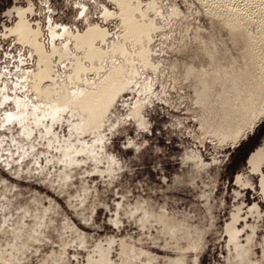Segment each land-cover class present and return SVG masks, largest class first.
I'll return each instance as SVG.
<instances>
[{
  "label": "rangeland",
  "instance_id": "obj_1",
  "mask_svg": "<svg viewBox=\"0 0 264 264\" xmlns=\"http://www.w3.org/2000/svg\"><path fill=\"white\" fill-rule=\"evenodd\" d=\"M139 1L136 21L152 27L134 43L112 0H0V264H264V200L244 166L264 144V117L231 146L264 113V72L252 67L247 24L231 28L207 9L211 1ZM226 2L261 26L264 2L216 5ZM14 7L27 10L51 55L38 89L33 75L43 67L10 32ZM93 27L106 37L95 43L106 53L96 63L75 43ZM77 62L85 70L74 78ZM216 66L246 102L236 125L220 81H207L199 101V78L187 76L208 80ZM114 84L103 110L81 108ZM64 98V109L49 110ZM205 127L213 140L202 137ZM237 175L248 185H236ZM254 204L259 213L250 214Z\"/></svg>",
  "mask_w": 264,
  "mask_h": 264
},
{
  "label": "bare ground",
  "instance_id": "obj_2",
  "mask_svg": "<svg viewBox=\"0 0 264 264\" xmlns=\"http://www.w3.org/2000/svg\"><path fill=\"white\" fill-rule=\"evenodd\" d=\"M115 2L117 3V6L120 7V10H121V14L119 18L122 19V22L125 26V34L123 36L124 40H130L134 43H139L141 42L144 38V37H147L148 38V34H149V31L151 29V25L149 26H144V25H141L140 24V21H136L135 17H134V14L138 11H140V3H137V5H133V0H112V2ZM137 1V0H136ZM205 1V0H204ZM208 2H210L211 4H209L210 6L207 8L209 9L211 12L215 11V13H220L221 15L224 16V20L230 25L231 28H240L242 25L244 24H247V27H248V33H247V39H248V53H249V56H250V60L252 62V67L254 69V71H263L264 72V35L262 34V31H264V16L262 18V22H261V26L258 27L256 25H253L255 24L254 20H251L250 18H246L244 17V12L243 10H241L239 7H237L236 5H233L230 3V4H227L226 2V6H223V7H220L218 4V2H220L221 0H206ZM217 1V2H216ZM223 1V0H222ZM236 1V0H235ZM250 1V0H249ZM251 1H254V2H257L259 4H263L264 0H251ZM206 2V3H208ZM225 2V1H224ZM216 3H218L216 5ZM237 3V2H236ZM251 3V2H250ZM253 3V2H252ZM224 4V3H223ZM255 4V3H254ZM222 5V4H221ZM238 5V4H237ZM142 6V5H141ZM205 6V5H204ZM149 9H153V6L151 7V5L148 7ZM30 10V9H29ZM28 10V11H29ZM32 10V9H31ZM209 10H207L209 12ZM14 11L18 17V22L16 23V25L10 29V32L15 34V36H17L19 38V41L22 43V44H26L28 45L31 50L37 55L38 57V60H39V63L40 65H42L43 68H41L37 74H34L33 75V87L35 89H38L39 86L43 83V81L48 77V69H47V65H46V62L50 59L51 55H48L46 54V49H44V47L39 43V36H40V29L39 30H34L33 27L29 24V22L27 21L25 15H26V11L27 10H23L21 8H16L14 7ZM106 10H104L105 12ZM145 12V11H144ZM117 13V12H116ZM106 14V13H105ZM108 14V13H107ZM115 14V12L113 13ZM146 14V13H145ZM31 15V14H30ZM118 15V13H117ZM141 15V14H140ZM139 15V16H140ZM103 16L105 17V15L103 14ZM142 16V15H141ZM143 17V16H142ZM145 17V16H144ZM109 18V17H108ZM118 18V19H119ZM113 19V17H112ZM140 19V18H139ZM107 20V18H106ZM138 20V19H137ZM121 21V20H120ZM143 21V20H142ZM146 21V20H145ZM148 21V20H147ZM121 23V22H120ZM144 24V23H143ZM146 24V23H145ZM35 27V26H34ZM56 27V26H55ZM54 27V28H55ZM99 27V26H98ZM53 28V27H52ZM102 29V28H100ZM99 28L97 27H93V28H90L88 29L84 34L82 35H79L77 37H75V43H76V47L78 49H82L84 50V59L89 61L90 63H93L95 61H100L102 59H104L103 57L106 55V53H104L103 51H101L100 48H96V41L97 40H101V41H104V37H105V33L103 31H101ZM254 29V30H253ZM107 30V29H106ZM67 31V30H66ZM56 32V31H55ZM54 32V33H55ZM69 32V31H68ZM123 32V31H122ZM152 32V30H151ZM81 33V32H80ZM70 34V33H68ZM63 35V34H62ZM74 35V34H73ZM107 35V34H106ZM55 36V34H54ZM54 36H52V38H54ZM64 36H67V33L66 35ZM63 36V37H64ZM72 36V34L70 35ZM109 36V35H108ZM106 38V37H105ZM150 39V38H149ZM54 41V40H53ZM56 41V40H55ZM146 42V40H145ZM74 43V42H73ZM105 43V42H104ZM125 44V43H124ZM143 44V43H142ZM131 45V44H130ZM134 45V44H132ZM131 45V46H132ZM100 46V45H99ZM113 46V45H112ZM115 46V45H114ZM126 46V45H124ZM143 46V45H142ZM56 47V46H55ZM116 47V46H115ZM137 47V46H136ZM145 47V46H144ZM126 48V47H125ZM133 48V47H132ZM138 48V47H137ZM135 49V48H134ZM145 49V48H144ZM68 50V49H66ZM76 50V49H75ZM105 50V49H104ZM107 50V49H106ZM116 51L118 50V52L120 51V53H123L124 54V47L121 46L119 48H116L115 49ZM148 50V48H147ZM146 50V52H147ZM31 51V52H32ZM59 51V50H57ZM65 51V50H64ZM81 51V50H80ZM79 51V52H80ZM127 51V50H126ZM78 52V51H77ZM134 52V50H133ZM138 52V51H136ZM144 52V50H143ZM110 53V52H109ZM108 53V54H109ZM54 54V53H53ZM107 54V55H108ZM119 54V53H117ZM144 54V53H143ZM116 55V54H115ZM114 55V56H115ZM130 55V54H129ZM208 55V54H207ZM148 56V55H147ZM80 57V56H79ZM106 57V56H105ZM109 57V55L107 56V58ZM118 57V56H117ZM125 57V56H124ZM123 57V58H124ZM73 58V57H72ZM77 58V57H76ZM114 58V57H113ZM120 58V57H119ZM132 58V57H131ZM210 60L212 63H214V61L212 60V56H209ZM69 59V58H68ZM111 59V58H109ZM116 59V58H114ZM125 59V58H124ZM123 59V60H124ZM143 59H144V56H143ZM146 60V59H144ZM73 61V60H72ZM85 61V62H87ZM112 61V60H111ZM115 61V60H114ZM118 61V60H117ZM130 61V60H128ZM149 61V60H148ZM82 62V61H81ZM84 62V63H85ZM104 62V61H103ZM139 62V61H137ZM143 62V61H142ZM83 63V64H84ZM96 63V62H95ZM105 63V62H104ZM111 63V62H110ZM126 63V62H125ZM133 63V62H132ZM147 63V62H146ZM149 63V62H148ZM83 64L80 63V62H77L75 64V70H74V73H75V77L79 76V74L85 70L84 67H83ZM89 64V63H88ZM103 64V63H102ZM106 64V63H105ZM152 64V63H151ZM93 65V64H92ZM99 65V64H98ZM126 65V64H125ZM89 66V65H88ZM94 66V65H93ZM104 66V65H103ZM124 66V64H123ZM130 65H128L129 67ZM141 66V65H140ZM153 66V65H151ZM52 67V66H51ZM101 67V66H100ZM125 67V66H124ZM127 67V69H128ZM72 68V67H71ZM86 68V66H85ZM92 68V67H91ZM90 68V69H91ZM96 68V67H95ZM94 68V69H95ZM107 68V67H106ZM141 68V67H140ZM149 69V68H148ZM92 70V69H91ZM107 70V69H106ZM134 70V69H133ZM120 71V70H119ZM118 71V72H119ZM132 71V69H131ZM215 71L217 74H214V75H211V78H209L207 80V75L206 74H197L195 71H190L191 73H189V71L187 73H189V75L187 76H197L199 78V85L201 86L200 88V91L197 93L198 95V99L199 101H203L204 99L202 98V95H206L209 90H210V83H207V81H211L213 78H215L216 80L220 81L221 83V88L222 90L224 91L225 94H223V100H225L226 102L229 101V105L227 106L226 110L228 111V116H229V120H234L233 123L236 125V123H240L242 121V117H241V111H240V107L239 106H244V104H246V102H244L242 99L238 98L237 97V94H236V90H235V86H234V83L232 82L231 78H232V75H230L227 71H225V69L223 68H220L218 66H216L215 68ZM102 72V71H101ZM108 72V71H107ZM123 72V71H122ZM121 72V73H122ZM73 73V72H72ZM85 73V72H84ZM116 73V69H115V72ZM205 73V72H204ZM82 74V73H81ZM87 73H85L86 75ZM92 74V73H91ZM108 74V73H107ZM106 74V75H107ZM110 74V73H109ZM127 74H130V73H127ZM97 75V74H96ZM116 75V74H115ZM51 76V75H50ZM131 76V75H130ZM72 77V76H71ZM94 77V76H93ZM106 77V76H105ZM109 76L107 75L106 78H108ZM78 78V77H77ZM76 78V79H77ZM105 78V79H106ZM130 78V77H129ZM80 79V78H79ZM86 79V77H85ZM104 79V80H105ZM126 79V78H125ZM70 80V79H69ZM103 80V81H104ZM110 80V79H109ZM123 80V79H122ZM129 80V79H128ZM79 81V80H78ZM83 81V80H82ZM108 82V80H106ZM125 81V80H124ZM72 82V81H70ZM81 82V81H79ZM115 82V81H114ZM120 82V81H119ZM126 82L128 83V81L126 80ZM74 83V82H73ZM71 84V83H69ZM85 84V83H84ZM113 84V83H112ZM118 84V83H116ZM129 84V83H128ZM43 85V84H42ZM54 85V84H53ZM121 85V84H119ZM118 85V86H119ZM100 86V84H99ZM104 86V85H103ZM101 87V88H98L96 90V92L92 93L91 95H86L85 97V101L83 102V105H81V108H83V110H93L95 111L94 109H97V107H99L98 111L100 112V110H103V103L108 100L107 99V96L110 95V97L112 96V94H110L109 92L111 90H113L115 88V84L113 86L111 85H106L104 87ZM117 86V87H118ZM120 87V86H119ZM147 88V87H146ZM41 89V87H40ZM42 90V89H41ZM119 91V89L117 90ZM112 92V91H111ZM109 93V94H108ZM79 93H77L78 95ZM76 95V94H74ZM81 96H83L81 94ZM47 98V97H46ZM80 98V97H79ZM77 99V98H76ZM68 99H65L64 100L62 99L61 102H59L55 107L54 110L52 109H49L50 111H55L56 109H64L63 105L65 106V104H67V101ZM78 101V99H77ZM73 102V101H72ZM76 102V100H75ZM107 102V101H106ZM76 104V103H75ZM105 104V103H104ZM53 105V104H52ZM80 105V104H79ZM107 105V104H106ZM105 107V106H104ZM40 108H36V110L34 112H37L39 111ZM264 117V113L263 115L258 119L256 120L251 126H250V129H249V133L247 134H243L240 138H234L232 140V145L231 146H236L238 143H240L241 141L245 140L249 134H251L254 129L257 127V124H259L261 121H262V118ZM207 127V126H206ZM202 128V130L200 131H203L202 132V137H206L207 135H209V138H210V135L212 136V134H208L206 131H207V128ZM210 129V127H208ZM206 129V131H205ZM219 135V134H218ZM217 135V136H218ZM221 135V134H220ZM216 137V136H214ZM202 138V140H203ZM221 138V137H220ZM211 140H213V138L211 137L210 138ZM216 142L218 143V145H221L222 141L221 140H218V139H215ZM231 141V139H230ZM230 143V142H229ZM228 143V144H229ZM251 152H249L247 158H246V161L245 163L248 165V160L251 156L250 154ZM226 233V232H225ZM227 234V233H226ZM227 238H228V235H227ZM100 248V247H99ZM97 251V250H96ZM99 252V251H98ZM95 257V256H94ZM99 258V257H98ZM91 259V258H90ZM94 259V258H93ZM107 259V258H105ZM108 261H104V259H101V261L99 262V264H108L107 263Z\"/></svg>",
  "mask_w": 264,
  "mask_h": 264
},
{
  "label": "flooded vegetation",
  "instance_id": "obj_3",
  "mask_svg": "<svg viewBox=\"0 0 264 264\" xmlns=\"http://www.w3.org/2000/svg\"><path fill=\"white\" fill-rule=\"evenodd\" d=\"M40 70V69H39ZM38 70V71H39ZM38 73V72H37ZM36 73V74H37ZM34 83V81H33ZM264 140V138H263ZM244 141V140H243ZM264 144L261 143L259 146H256L252 151H251V156L248 160V165L245 163V167L250 171V173L256 174L259 177V182H258V191L260 198L264 200V172L262 171L263 166H264ZM235 184L239 186H244L248 185L242 182V176L237 175L235 177ZM248 191H252V189H248ZM239 211L238 209L234 214H232L231 218H238L239 216ZM249 213H259V207L257 204H254L250 209ZM225 231V229H224ZM235 233V230H234Z\"/></svg>",
  "mask_w": 264,
  "mask_h": 264
}]
</instances>
